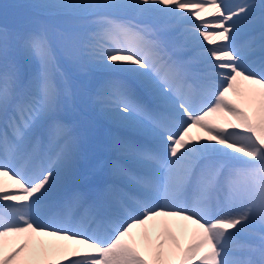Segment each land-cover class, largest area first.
Here are the masks:
<instances>
[{
	"label": "snow or ice",
	"instance_id": "snow-or-ice-1",
	"mask_svg": "<svg viewBox=\"0 0 264 264\" xmlns=\"http://www.w3.org/2000/svg\"><path fill=\"white\" fill-rule=\"evenodd\" d=\"M32 7L72 24L0 25V264H264V0ZM257 13L259 38L238 45V24L254 25ZM158 16L176 22L194 55H173L159 31L135 22ZM54 42L82 66L117 74L98 102L146 122L154 146L123 149L139 170H115L132 190L54 196L80 147L62 116L71 90L58 82ZM20 59L36 70L25 73Z\"/></svg>",
	"mask_w": 264,
	"mask_h": 264
},
{
	"label": "bare ground",
	"instance_id": "bare-ground-1",
	"mask_svg": "<svg viewBox=\"0 0 264 264\" xmlns=\"http://www.w3.org/2000/svg\"><path fill=\"white\" fill-rule=\"evenodd\" d=\"M46 2L47 0H0V11L3 9L16 10L9 15L1 17L0 25L6 24L12 28L17 26L21 21L40 20L44 18L48 19L51 29L65 28L72 24V21L55 16H48L43 9L32 7L33 5ZM226 2L236 5L246 2V0H226ZM34 14L40 17L33 16ZM258 16L259 13H257V18L252 26H249L248 21H241L244 23L238 25L241 31V33L239 32L237 34L236 42L238 45L244 43V41L251 37L259 38L261 30L257 27V24H260ZM208 18L211 19V17ZM135 22L141 25H149L159 31L160 35L167 42L169 51L173 55L180 56L181 58L194 55L193 52L188 51L184 47L181 28L176 26L174 20L165 16H158L157 18L138 17ZM28 27H31V24ZM248 29H252L253 32H250ZM53 47L56 57L58 82L62 85L66 82L71 90L70 99L62 105V116L70 128L73 129L75 135L80 139L79 153L74 161L73 167L68 173L62 174L55 189L54 196L56 198H66L73 192L79 191L85 192V196L91 198L90 194L93 190L91 182L93 180L97 182L100 191L112 187L111 184L113 181L109 177V172L115 174L116 169L123 168L105 157V155L109 157L118 156L117 154L111 153L110 149L116 147V149L125 151L123 149L128 145L136 148H150L140 147L137 143H133L132 140L127 141V137H130L128 134L141 135L140 138L145 136L146 139H150L152 136L148 132L146 122L140 116L134 115L128 119H124L123 114L118 113L113 107L98 102L97 95L101 92L103 83L106 80L115 78L117 74L98 68L82 66L80 62L70 59L66 55L64 47L58 42H54ZM177 49L180 50L178 51ZM20 65L21 69L27 74L34 72L37 67L34 62H29L24 59H20ZM200 71L201 68L199 65H191L189 78L194 74H199ZM198 85H200V79ZM137 99L142 103L145 100L140 94ZM146 105L151 109L148 103ZM198 134L197 132L195 135ZM126 153L129 152L127 151ZM109 167L111 171L108 172L107 169ZM120 178L128 183L124 178ZM108 180H110V185L106 184ZM129 186L132 188L130 184ZM66 190H68L67 194H64ZM192 227L189 225V237ZM90 234L92 235V233ZM244 239L248 240L247 237L242 236L237 242L240 244L247 242ZM187 242L188 240L185 238L183 243L187 244Z\"/></svg>",
	"mask_w": 264,
	"mask_h": 264
},
{
	"label": "rangeland",
	"instance_id": "rangeland-1",
	"mask_svg": "<svg viewBox=\"0 0 264 264\" xmlns=\"http://www.w3.org/2000/svg\"><path fill=\"white\" fill-rule=\"evenodd\" d=\"M14 11L16 10L15 9L14 10L3 9L2 11H0V17L4 15H8L9 13L14 12ZM33 16H37L38 18L40 17L39 15H36V14H34Z\"/></svg>",
	"mask_w": 264,
	"mask_h": 264
}]
</instances>
